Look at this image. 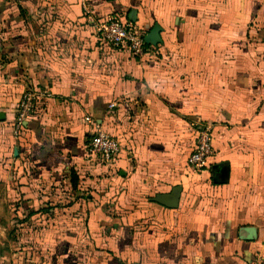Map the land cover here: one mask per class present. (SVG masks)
I'll use <instances>...</instances> for the list:
<instances>
[{
  "label": "crops",
  "instance_id": "obj_1",
  "mask_svg": "<svg viewBox=\"0 0 264 264\" xmlns=\"http://www.w3.org/2000/svg\"><path fill=\"white\" fill-rule=\"evenodd\" d=\"M113 18L153 31L143 57L98 35ZM26 89L37 111L15 140ZM86 117L119 143L111 162L88 156ZM0 212V264L264 256V0H0Z\"/></svg>",
  "mask_w": 264,
  "mask_h": 264
},
{
  "label": "built area",
  "instance_id": "obj_2",
  "mask_svg": "<svg viewBox=\"0 0 264 264\" xmlns=\"http://www.w3.org/2000/svg\"><path fill=\"white\" fill-rule=\"evenodd\" d=\"M95 27L98 35L112 47L123 48L130 55L137 58H141L146 54L143 35L128 25L123 24L118 19H110L106 23L96 24ZM38 98L39 91L34 89H26L22 93L13 123V136L15 140L21 138L25 129V123L36 115ZM85 121L93 127V137L87 147L88 156L104 163L111 162L120 150L119 143L90 117H86ZM210 154V130L209 127L202 126L195 132L194 149L187 160L189 168L193 171L202 170ZM251 264H264V256H255Z\"/></svg>",
  "mask_w": 264,
  "mask_h": 264
},
{
  "label": "water",
  "instance_id": "obj_3",
  "mask_svg": "<svg viewBox=\"0 0 264 264\" xmlns=\"http://www.w3.org/2000/svg\"><path fill=\"white\" fill-rule=\"evenodd\" d=\"M153 38V31H151L147 36L143 37V41L145 44H148L149 41ZM154 202L159 203L168 208H174L176 206V196H159L153 199ZM251 236L246 235L245 239H250Z\"/></svg>",
  "mask_w": 264,
  "mask_h": 264
},
{
  "label": "rangeland",
  "instance_id": "obj_4",
  "mask_svg": "<svg viewBox=\"0 0 264 264\" xmlns=\"http://www.w3.org/2000/svg\"><path fill=\"white\" fill-rule=\"evenodd\" d=\"M2 214L3 213L0 212V247H3L4 244L8 242V239H10L11 237L12 238L14 237L13 236L14 232L11 231L10 228H8V229L6 228V225H5L6 220H5V217ZM1 221L4 222V223L1 224Z\"/></svg>",
  "mask_w": 264,
  "mask_h": 264
},
{
  "label": "trees",
  "instance_id": "obj_5",
  "mask_svg": "<svg viewBox=\"0 0 264 264\" xmlns=\"http://www.w3.org/2000/svg\"><path fill=\"white\" fill-rule=\"evenodd\" d=\"M72 180H73V182H75L76 181V177L72 176Z\"/></svg>",
  "mask_w": 264,
  "mask_h": 264
}]
</instances>
